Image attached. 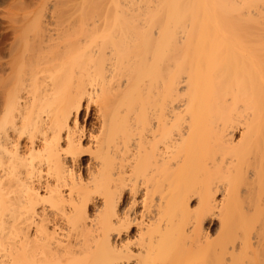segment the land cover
I'll return each mask as SVG.
<instances>
[{
	"label": "bare ground",
	"instance_id": "obj_1",
	"mask_svg": "<svg viewBox=\"0 0 264 264\" xmlns=\"http://www.w3.org/2000/svg\"><path fill=\"white\" fill-rule=\"evenodd\" d=\"M83 2L71 90L3 98L0 264H255L264 0Z\"/></svg>",
	"mask_w": 264,
	"mask_h": 264
},
{
	"label": "rangeland",
	"instance_id": "obj_2",
	"mask_svg": "<svg viewBox=\"0 0 264 264\" xmlns=\"http://www.w3.org/2000/svg\"><path fill=\"white\" fill-rule=\"evenodd\" d=\"M83 1L84 0H0V114H3L1 113L4 102L3 98L8 96V93L18 92L23 94L26 99L30 95L28 100L32 101V103L36 101L35 99L44 93V88H48V86L51 85L52 76H55V71H57L56 73L59 75V77H56L55 83L57 85L60 83L61 86H64H62L63 88L61 87L60 94H62L64 90H71V86H67L71 85L67 84L70 83L71 72L73 73L77 70L76 65L82 61V56L80 57L81 61L78 60L81 51L79 48V37L81 35L82 18L84 15V10H82V8H84ZM49 56L55 57L58 62L44 64V60L47 59L48 61L51 59ZM37 69L40 70L38 78L31 74L32 71L34 73ZM31 75L32 79L30 77ZM1 77H3V79ZM68 93L65 92V95H68ZM32 96L33 98L35 97L34 100H32ZM29 101H27V103ZM38 102L36 101V103ZM32 103L29 102L27 106ZM47 106H49L47 110L52 108H50L49 104ZM33 107L35 108V104ZM40 107L38 106V108ZM41 109H44V107L42 106ZM82 111V113H84L82 114L84 121H82L81 118V124H84L88 131H96L97 124L94 119L91 115L84 118L85 110ZM1 116L2 115H0V117ZM263 214L264 213H261L263 216L262 219L264 218ZM261 215L259 216L261 217ZM256 219H258V216ZM262 219L258 223L260 226L261 223H263L262 227H264V219ZM217 222L216 220V223ZM249 222L246 223L249 224ZM253 222L254 219L250 223ZM249 225L252 226L251 224ZM254 225H256L255 227L258 226L257 223H253V226ZM249 232L247 233L250 234ZM263 234L264 231H262V235ZM219 242L221 245V239L217 241V243ZM217 243L216 240L213 243V254L210 252L209 254L211 255H207L208 253L205 255L206 252H199V254L197 253L198 256L195 255L197 258L194 256V259L192 258L193 260L191 259L190 261L197 264H201L202 261H204L205 264L225 263L221 260L223 256L222 253H220L221 251H218V249H220L218 247L220 246ZM263 249L262 246V249L259 251L260 253L263 252V255L261 254L262 256L258 252L250 257H245V260L252 259L251 257H253L252 260H255V264H257V261L261 264L262 260L264 264ZM254 255L255 257L258 256V259H256ZM187 259L188 257L184 258L186 262H189ZM192 262L190 263L192 264ZM204 263L202 262V264Z\"/></svg>",
	"mask_w": 264,
	"mask_h": 264
}]
</instances>
